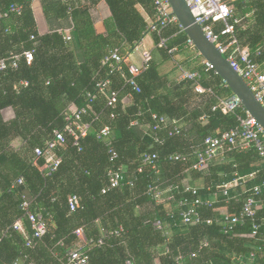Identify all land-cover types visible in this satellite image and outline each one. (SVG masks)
Segmentation results:
<instances>
[{
	"label": "trees",
	"instance_id": "16d2710c",
	"mask_svg": "<svg viewBox=\"0 0 264 264\" xmlns=\"http://www.w3.org/2000/svg\"><path fill=\"white\" fill-rule=\"evenodd\" d=\"M35 1L48 28L45 34L38 31ZM100 2L110 11L105 35L96 33L91 16ZM12 5L21 8L20 14L0 20V60H7L0 71V235L5 234L0 264H68L78 250L87 252L86 264H248L252 252L254 264H264V194L252 218L227 233L222 222V212L238 215L253 188L264 182L256 151L225 149L206 169H193L204 141L235 129L238 117L245 115L213 110L219 100L232 97L226 84L206 69L200 56L162 71L160 60L195 51L175 24L152 32L157 54H151L149 67L135 78L140 92L127 83L128 58L156 18L154 0H0V14ZM228 5L238 46L264 72V0H233ZM212 28L220 34L223 25L213 23ZM67 29L70 40L65 39ZM160 39L165 47H158ZM113 50L127 60L119 70L103 65ZM24 52L32 53L30 64ZM183 72L198 78L182 79ZM104 81L108 84L101 91L98 84ZM196 84L202 92L195 90ZM112 92L118 95L113 108L108 106ZM126 96L131 99L127 105ZM71 106L85 111L81 123L89 124V130L76 144L66 136L56 146L53 155L60 164L48 172L34 150L45 149L54 132L63 130ZM153 116L176 120L180 134L170 136V125L154 131ZM104 128L109 129L106 138L100 136ZM15 141L20 142L17 148ZM145 155L156 159L144 164ZM177 156L181 159L175 161ZM112 171L123 175L116 188H110ZM234 180L240 184L222 196L220 187ZM149 186L173 187L174 199L157 203ZM185 186L213 202L198 207L201 220L189 226L182 224L178 207L180 200L192 199ZM72 196L79 200L74 211L68 207ZM25 202L27 210L22 208ZM27 211L41 217L40 238H33ZM17 221L24 234L12 229ZM253 226H258L254 236ZM79 229L82 238L75 234Z\"/></svg>",
	"mask_w": 264,
	"mask_h": 264
},
{
	"label": "built area",
	"instance_id": "2783aa9c",
	"mask_svg": "<svg viewBox=\"0 0 264 264\" xmlns=\"http://www.w3.org/2000/svg\"><path fill=\"white\" fill-rule=\"evenodd\" d=\"M187 4L195 22L201 27L206 38L214 44L215 48L226 58L233 70L244 80L251 92L254 94L257 101L264 107V72L261 71L260 67L253 63L250 59L249 53L246 49H242L238 46L237 41L234 37V25L231 23L233 19V13L228 5V2L233 0H184ZM154 6L156 9L155 21L149 24L148 32H156L169 25L178 24L177 18L172 14V10L168 0H154ZM21 8L15 5L10 6L8 12L0 14V20L6 18L9 14L19 15ZM220 22L223 25V29L220 34H215L212 28L213 23ZM237 21H234L236 23ZM179 25V24H178ZM70 29L65 30V39L70 40L69 36ZM166 41L160 39L158 47H165ZM187 46L194 49L193 43L190 39H187ZM171 52V51H170ZM134 53H138L140 56V63L136 64L130 60V55L128 58V72L131 78L128 80L129 86L135 92H140L135 78L142 74L149 67L151 61V52L145 49L141 43H138L135 47ZM23 57L27 64H30L33 60V55L31 52H24ZM18 56H12L11 60L15 61ZM127 60L122 59L118 54L117 50H113L109 53L107 57L103 60V65H108L111 70H119V66L126 62ZM7 60H0V71L6 68ZM207 70H213L212 66L204 61ZM182 79H187L194 81L198 78L196 73L183 72ZM108 82H100L98 88L103 91L107 86ZM195 90L197 92H202L201 87L196 84ZM118 102V95L116 92H112L108 97V106L114 107ZM219 109L223 113H233L236 110L243 111L245 113L244 117H238L239 125L228 133L223 134L218 138H207L204 141V148L202 151L196 153V162L193 165L194 170H204L207 168L209 162L213 160L220 152L223 150L239 149L249 150L254 149L258 154L262 164L264 165V129L256 123V121L251 118L240 101L231 97L228 100H219L218 104L213 108V110ZM66 115V124L61 131H55L53 134L52 141L46 144L45 149L36 148L34 154L37 157H43L46 166L45 170L48 172L54 171L60 164V159L55 158L53 155V150L58 144H63L65 142V137L70 136L74 143L81 137H85L89 130V124L81 123V115L85 113L84 110L71 111ZM156 125L153 130H157L160 126L170 125L172 131L169 134L178 135L181 132V127L176 120H168L164 117L153 116ZM136 125V123H134ZM101 137L109 136V129L104 128L100 132ZM112 158L116 157L115 153L110 151ZM156 159L155 155H145L143 157V163L149 164ZM181 157L177 156L174 158L175 161L180 160ZM110 188L118 187L123 181V175L119 171H112L109 174ZM253 177V176H251ZM19 184L22 180L18 181ZM240 184L239 180H234L230 183H225L220 187L221 195L226 196L230 189L237 187ZM174 188L169 186L166 190H161L158 186H149L148 193L151 194L152 199L157 203H163L174 199L173 192ZM185 192L192 196L191 201L187 199L180 200L178 202V207L180 208L179 216L181 222L185 226L194 225L200 222L201 218L197 210L201 206H211L212 201H203L199 196L196 189L189 186H185ZM262 194H264V182L255 186L252 190V195L248 197L238 215H228L222 212V222L224 224V233H227L230 229L236 225L241 224L245 219L252 218L255 215L256 210L262 204V198L258 199ZM79 206V200L76 196H72L68 201V207L70 211H74ZM22 208L27 210L28 203H23ZM28 222L33 230V238H40L44 233V226L41 217L35 214L26 212ZM155 226L161 229L160 222H157ZM12 229L19 231L24 234L22 224L17 221ZM121 230V228L119 229ZM258 231V226H253V236L256 235ZM78 238L83 237V232L81 229L75 232ZM118 234V232H116ZM5 237V234L0 235L1 239ZM101 244V241L98 242ZM26 245L30 246L31 241L26 236ZM87 252L85 251H74L70 254L68 258V264H86L87 263ZM256 261V255L254 252L250 253L248 256V264H254ZM127 264H132L130 261Z\"/></svg>",
	"mask_w": 264,
	"mask_h": 264
},
{
	"label": "water",
	"instance_id": "95a60500",
	"mask_svg": "<svg viewBox=\"0 0 264 264\" xmlns=\"http://www.w3.org/2000/svg\"><path fill=\"white\" fill-rule=\"evenodd\" d=\"M172 14L185 36L193 43L199 56L212 66L213 71L237 98L246 113L264 129V107L257 101L244 80L233 70L226 58L215 48L195 22L184 0H168Z\"/></svg>",
	"mask_w": 264,
	"mask_h": 264
},
{
	"label": "crops",
	"instance_id": "0c3cea01",
	"mask_svg": "<svg viewBox=\"0 0 264 264\" xmlns=\"http://www.w3.org/2000/svg\"><path fill=\"white\" fill-rule=\"evenodd\" d=\"M33 11H34V16H35V19H36V22H37V26H38L39 33L40 34L47 33L48 28H47V25H46V22H45V19H44V16H43V13H42V10H41V6H40L39 2L35 1L33 3ZM141 13H143L142 10H141ZM91 16H92L93 21H94V28L96 30V33L97 34H101V35H105L106 34V28H105L104 22H105V20H107L110 17V11H109L106 3L105 2H100L97 5V7H95L94 9L91 10ZM147 20H148V18H147ZM149 24H150V22H149ZM175 25H178V24H175ZM178 27L180 28L179 25H178ZM181 31H182V29H181ZM140 43L142 44V46L145 49H147L149 52H151L152 55H154L155 52L157 51L156 44H155L154 37H153L152 33H147L145 35V37L141 40ZM174 51L175 50L173 49V52ZM175 53H176V51H175ZM156 54H157V52H156ZM186 54H187L188 57H185L184 54L180 53L178 55H175L169 61H162V60H160V62L162 63V65H161L162 71L164 73L169 72V70L172 69V66H173V63L174 62L176 63L177 61H183L184 59H188V58H191L193 60L197 56H199L198 52H196L194 50H190V51L189 50H186ZM130 60L133 63H136V64L140 63V56H139V54L138 53H133L130 56ZM202 62H204V60ZM130 100H131L130 97L129 96H126L124 98V100H123V103L125 105H127V104L130 103ZM70 110L71 111H74L75 108L73 106H71L70 107ZM5 112H4V117L5 118H9L10 117V113H9V115H6ZM19 145H20V142L19 141L13 142V146L14 147L17 148V147H19ZM251 176H253V175H251Z\"/></svg>",
	"mask_w": 264,
	"mask_h": 264
},
{
	"label": "rangeland",
	"instance_id": "374dc122",
	"mask_svg": "<svg viewBox=\"0 0 264 264\" xmlns=\"http://www.w3.org/2000/svg\"><path fill=\"white\" fill-rule=\"evenodd\" d=\"M196 51V50H195ZM197 52V51H196Z\"/></svg>",
	"mask_w": 264,
	"mask_h": 264
}]
</instances>
